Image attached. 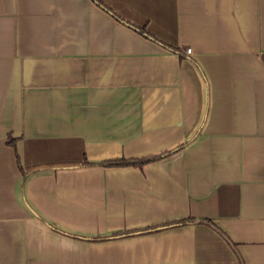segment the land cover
<instances>
[{
    "label": "crops",
    "instance_id": "1",
    "mask_svg": "<svg viewBox=\"0 0 264 264\" xmlns=\"http://www.w3.org/2000/svg\"><path fill=\"white\" fill-rule=\"evenodd\" d=\"M0 264H264V0H0Z\"/></svg>",
    "mask_w": 264,
    "mask_h": 264
},
{
    "label": "trees",
    "instance_id": "2",
    "mask_svg": "<svg viewBox=\"0 0 264 264\" xmlns=\"http://www.w3.org/2000/svg\"><path fill=\"white\" fill-rule=\"evenodd\" d=\"M99 5L103 6L105 9L109 10L111 12V10L109 8H107L106 6H104L102 3L99 2ZM112 14H114L113 12H111ZM115 15V14H114ZM115 17H117L115 15ZM119 18V17H117ZM120 19V18H119ZM129 24V23H128ZM130 25V24H129ZM133 26V25H132ZM134 28L138 29V27L134 26ZM141 30V29H140ZM141 32H144V29L141 30ZM145 35L147 36H150L148 35L147 33L144 32ZM160 156H152V157H147V158H139V159H125V158H117V159H111V160H107L105 162H103L104 165H107V166H119V165H133V166H139L141 167L143 164L149 162V161H152V160H155L156 158H159ZM84 162H87V161H84ZM189 221H192L194 219H188ZM187 220H182V221H179L180 223L182 222H185ZM208 221V220H206ZM138 231H145V230H135V231H132L130 233H133V232H138ZM129 232H125V233H118L116 234V236H119V235H124V234H127ZM115 236V235H114ZM100 238V237H99Z\"/></svg>",
    "mask_w": 264,
    "mask_h": 264
},
{
    "label": "built area",
    "instance_id": "3",
    "mask_svg": "<svg viewBox=\"0 0 264 264\" xmlns=\"http://www.w3.org/2000/svg\"><path fill=\"white\" fill-rule=\"evenodd\" d=\"M185 52H186V53H190V52H191V48H190V47H187V48L185 49Z\"/></svg>",
    "mask_w": 264,
    "mask_h": 264
}]
</instances>
